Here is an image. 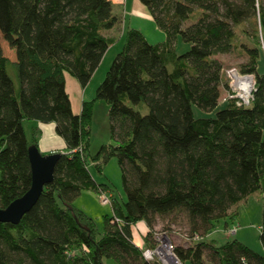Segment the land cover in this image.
Masks as SVG:
<instances>
[{"label":"trees","instance_id":"16d2710c","mask_svg":"<svg viewBox=\"0 0 264 264\" xmlns=\"http://www.w3.org/2000/svg\"><path fill=\"white\" fill-rule=\"evenodd\" d=\"M140 2L165 41L151 43L134 27L106 36L118 21L111 0H0V33L15 51L9 58L0 42V208L31 185L28 149L38 145L26 136V120L53 122L69 149L60 152L53 181L21 220L0 221V264H160L143 257L132 226L144 220L150 228L145 242L152 246L156 219L179 210L187 212L189 238L201 237L176 246L184 264H206V249L218 264H238L242 257L264 264V255L238 239L219 246L202 240L220 219H234L231 205L258 192L264 246V72L258 71L264 0ZM178 38L187 50L178 51ZM121 39L93 99L74 113L65 72L85 88L107 49ZM233 51L247 56L240 72L254 74L247 105L221 100L228 83L215 55ZM96 99L108 104L114 143L92 154ZM143 104L146 113L139 109ZM113 157L126 198H114L112 214L101 216L99 228L75 199L83 190L98 198L112 193L89 166L102 172Z\"/></svg>","mask_w":264,"mask_h":264},{"label":"rangeland","instance_id":"374dc122","mask_svg":"<svg viewBox=\"0 0 264 264\" xmlns=\"http://www.w3.org/2000/svg\"><path fill=\"white\" fill-rule=\"evenodd\" d=\"M129 6L126 3H115L113 12L117 16L118 21L113 28L104 31L106 36L120 37L126 29L134 27L140 29L151 43H161L166 40L165 32L157 27L153 19H147L143 16H137L131 13ZM236 30L240 33V27H237ZM122 41L123 39L111 45L105 52L99 66L94 71L91 80L86 86V89L83 90L84 100L89 101L93 99L96 88L103 80L114 57L118 51H120L123 43ZM240 41L246 42L249 45L251 44V41L242 35L240 36ZM0 42L3 54L11 59H15L14 49L8 46L6 40L2 38L1 33ZM175 42L180 52L187 50L189 47L188 43L183 42L180 38L176 41L174 39L173 43ZM215 57L222 61L224 68L223 75L225 81L228 83V76L225 71L227 68L231 67L240 71V64L243 62V56L237 51H233L229 53H218ZM263 65L261 67H263ZM228 91L229 87L223 89L221 97L226 96ZM108 108V104L102 99H96L93 103L91 122L92 154H95L102 144L114 143L110 133ZM139 109H141L143 113L147 112V108L144 104L141 105ZM29 121L30 120H26L24 122V127L27 135L30 137V132L26 124ZM89 168L91 174L97 181L108 183L112 188V193H107L110 195V203L104 205L95 191L83 190L75 199V205L79 206V204H82L91 215H93V213H100L101 216L103 214H110L111 202L113 203L114 198L120 202L126 198L122 185L121 168L114 157L103 164L102 172L98 171L93 164H91ZM262 207L263 200L261 194L258 192L250 194L238 203L230 206L229 211L237 212L233 220L229 218L220 219L211 230L206 233L204 232L205 235H203L202 240L212 245L219 246L229 240L238 239L249 248L264 255V246L260 240L259 229L263 219ZM96 223L97 226L101 228L102 219L99 218ZM233 228L236 229L235 233H230ZM191 231L192 229L188 221L187 212L185 210H179L167 216H159L156 219L154 226L151 228L150 241L155 245V235L162 236L164 233L169 237L173 245L187 247L195 242L191 241L192 239L189 238V235L192 233ZM146 244L148 245V243ZM147 245L146 247H151ZM204 260L206 264H218V258L209 249H206L204 252Z\"/></svg>","mask_w":264,"mask_h":264},{"label":"crops","instance_id":"0c3cea01","mask_svg":"<svg viewBox=\"0 0 264 264\" xmlns=\"http://www.w3.org/2000/svg\"><path fill=\"white\" fill-rule=\"evenodd\" d=\"M111 1L113 6L115 5V3L117 4L126 3L128 6L130 5L129 7L131 13H134L137 16H143L147 19H152V16L150 15L149 11L140 2V0H111ZM242 56H243V61H245L247 59V56L246 55H242ZM263 64H264V52L258 64V71L260 73L264 72ZM262 65L263 67H261ZM65 88L71 101L72 111L74 113H79L82 107V102L84 101L83 90L86 89V87L82 88L79 82L73 76L65 72ZM26 124L30 132V137H29L24 127L27 138L29 140L32 139L36 140L38 148L43 154H47L51 152L69 151V149L66 147L63 138L56 133L55 124L53 122L44 123L40 121L30 120ZM97 182H101V181H97ZM78 207L82 208L87 214L92 216L96 221L99 218H101L100 213H95V214L93 213V215L88 213L89 211L82 204H79ZM111 214H112V209L110 215ZM148 231H149V227L147 226L146 222L144 220L138 221L135 225L132 226L133 242L137 246L145 248L146 243L144 236Z\"/></svg>","mask_w":264,"mask_h":264},{"label":"built area","instance_id":"2783aa9c","mask_svg":"<svg viewBox=\"0 0 264 264\" xmlns=\"http://www.w3.org/2000/svg\"><path fill=\"white\" fill-rule=\"evenodd\" d=\"M228 76L229 91L222 99L233 101L237 105H247L253 99V91L255 89V78L253 73H241L236 68H227L225 71ZM99 197L103 204L110 203V195L102 191ZM262 230V226H259ZM233 228L230 233H235ZM201 237L194 235L191 241L198 240ZM156 243L153 247H145L142 250V255L147 260H157L160 264H184L176 253V246L171 243L166 234L155 235ZM238 264H252L245 257Z\"/></svg>","mask_w":264,"mask_h":264},{"label":"water","instance_id":"95a60500","mask_svg":"<svg viewBox=\"0 0 264 264\" xmlns=\"http://www.w3.org/2000/svg\"><path fill=\"white\" fill-rule=\"evenodd\" d=\"M31 165V185L21 196L15 198L6 207L0 208V221L17 224L25 212L36 203L45 185L54 179V168L60 152L43 154L32 144L28 149Z\"/></svg>","mask_w":264,"mask_h":264}]
</instances>
